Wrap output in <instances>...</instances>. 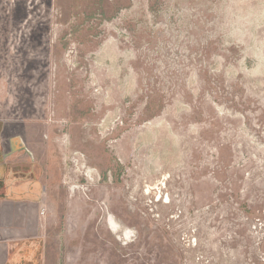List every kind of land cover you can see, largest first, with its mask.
<instances>
[{
	"label": "rangeland",
	"instance_id": "1",
	"mask_svg": "<svg viewBox=\"0 0 264 264\" xmlns=\"http://www.w3.org/2000/svg\"><path fill=\"white\" fill-rule=\"evenodd\" d=\"M0 184L36 264H264V0H0Z\"/></svg>",
	"mask_w": 264,
	"mask_h": 264
},
{
	"label": "crops",
	"instance_id": "2",
	"mask_svg": "<svg viewBox=\"0 0 264 264\" xmlns=\"http://www.w3.org/2000/svg\"><path fill=\"white\" fill-rule=\"evenodd\" d=\"M0 184V264H36L37 242L26 234L27 220L13 209V194H27L26 184ZM21 196V195H20ZM25 231V234H23Z\"/></svg>",
	"mask_w": 264,
	"mask_h": 264
},
{
	"label": "bare ground",
	"instance_id": "3",
	"mask_svg": "<svg viewBox=\"0 0 264 264\" xmlns=\"http://www.w3.org/2000/svg\"><path fill=\"white\" fill-rule=\"evenodd\" d=\"M116 226V225H115Z\"/></svg>",
	"mask_w": 264,
	"mask_h": 264
}]
</instances>
